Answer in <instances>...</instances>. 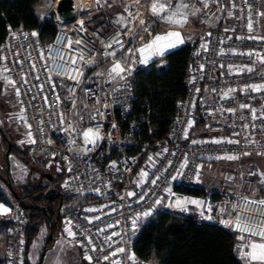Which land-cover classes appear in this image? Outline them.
<instances>
[{
  "label": "built area",
  "instance_id": "1",
  "mask_svg": "<svg viewBox=\"0 0 264 264\" xmlns=\"http://www.w3.org/2000/svg\"><path fill=\"white\" fill-rule=\"evenodd\" d=\"M196 1L201 9L199 24L178 45L189 47L183 77L186 92L163 138L157 127L149 129L148 140L137 136L148 121L137 117L133 109L137 73L160 64L176 50L168 49L162 56L151 50L138 51L153 40L152 29L142 30L136 44L130 34L120 43H100L74 7L73 20L57 17L56 31L50 37L42 40L40 28L8 27L0 45V74L20 103L29 153L59 174L52 184H60L75 197L98 201L69 210L62 219L67 243L77 247L88 264H157L140 259L133 250L139 232L135 233L133 221L145 217V212L151 215L141 226L157 213L168 212L199 226L226 229L236 238L242 233L221 220L235 221L239 215L253 225L264 222V206L246 204L241 198L261 199L223 190H204L198 195L182 191L195 187L205 161L264 155V90L250 87L264 85L262 1L227 0L225 25L218 23L225 0ZM121 2L127 17L140 14L136 26L147 23L145 14L153 18L150 5L144 6L143 0ZM109 44L111 48L106 47ZM115 62L125 69L119 76L109 74ZM195 128L199 140L193 139ZM88 130L98 133L94 143L85 140L83 134ZM214 137H220V142ZM147 155L152 162L150 171L134 184L132 176ZM225 180L233 183L235 176L227 173ZM7 200L10 241L6 264H24L27 216L22 199L7 195ZM177 200L202 204L178 208ZM239 245L236 239L237 257ZM121 248L123 252L118 251ZM133 254L135 261L129 259Z\"/></svg>",
  "mask_w": 264,
  "mask_h": 264
},
{
  "label": "rangeland",
  "instance_id": "2",
  "mask_svg": "<svg viewBox=\"0 0 264 264\" xmlns=\"http://www.w3.org/2000/svg\"><path fill=\"white\" fill-rule=\"evenodd\" d=\"M56 1L57 0H41L38 4H36L35 13L37 18L41 21L52 20L57 23V17L59 16L55 11ZM261 1L264 13V0ZM153 2L154 0H143V5H150L149 9L151 12V5ZM160 2L171 4L168 12L163 15L171 14V12L179 9V11H182L188 16L187 23L181 27L169 24L155 15H153L152 18L145 14L143 15V18L146 19L147 23L143 26H136V20L140 14L138 13L134 18L127 17L125 11L123 10L124 4L121 0H98V2L97 0H78L76 8L86 21L88 28L98 37L100 43H104L109 40L120 41L123 36L130 34L132 43L136 44L137 38L142 30H147L148 28L153 30L151 36L152 38L170 31H178L181 33L184 42L188 40L193 34L192 29L199 24L201 15L199 3L196 0H160ZM181 4H187L188 7L179 8ZM192 13H195V15ZM121 17L124 18L123 21L121 23H117ZM226 17L227 0H225V7L218 18V23L220 25H225L227 22ZM141 43L142 42H140V44ZM159 63V66L162 65V62ZM21 116L20 103L14 93V90L0 74V127L5 136L9 139L11 145L15 148L14 153L9 155V178L11 186L17 195L28 187H40L46 190V193L50 190V184L48 179L45 178V174H52L53 179L58 178L59 174L55 172L53 168L46 167V163L42 158L29 153L26 130L22 125ZM194 130L193 139L199 140V131L196 128ZM213 139L217 141L220 140V137H214ZM6 149L7 143L0 134V191L4 194L5 199V201H3L0 205L9 209L7 195L10 197H12V195L8 188L5 174ZM222 157L227 156L210 159L203 163L202 167L199 169V175L194 186L202 188L203 190L228 191L230 195L242 192L253 198L264 199V183L261 182L264 181V155L235 156L238 157L237 159H225ZM146 158L143 160L141 165L144 163L147 164L148 167H146V171L148 172L150 171L152 162L146 163ZM139 170L140 168H138L134 173H139ZM227 173H232L235 176L233 183L226 182L225 176ZM59 191L62 194L61 199L63 203L60 211L61 222L58 230L54 232L53 236H57L59 233L60 235L57 238V243L53 250H47L43 264H49L53 251L55 250L57 252L60 245L67 243V235L63 230V216L69 210L92 204L86 201L85 197H75L65 192L61 186ZM7 214H9V212ZM150 215L139 218L135 224V233L140 230L142 223H144ZM5 216L6 214H0V217L2 218ZM35 226L36 234L28 247L25 258L27 259L28 264H36L38 262L42 248L46 245V241L50 233L43 220L39 219V222L37 221ZM7 235V245L9 247L10 239L8 225ZM236 239L240 245L243 243L238 239V237ZM239 260L241 261L240 258ZM242 263L244 262L242 261ZM71 264L88 263L83 260L82 254L79 252L77 259Z\"/></svg>",
  "mask_w": 264,
  "mask_h": 264
},
{
  "label": "trees",
  "instance_id": "3",
  "mask_svg": "<svg viewBox=\"0 0 264 264\" xmlns=\"http://www.w3.org/2000/svg\"><path fill=\"white\" fill-rule=\"evenodd\" d=\"M41 0H0V45L8 27L23 26L41 29V39L50 37L56 31L52 20L41 21L35 13V5ZM189 55V47L182 46L170 53L163 64H153L139 71L135 80L136 99L134 113L137 117L147 119L137 136L149 139V129L157 127L160 137H165L176 112V104L185 96L183 77ZM144 104V107L141 106ZM11 145L10 154L14 153ZM143 160L140 161L142 163ZM60 188V184H56ZM12 187V186H11ZM13 197L22 199L27 206L25 213L28 224L25 227L26 249L36 234L35 223L40 219L38 207L49 208L45 191L40 187H28L19 195L10 189ZM190 194H202L203 189L191 187L182 189ZM90 203L98 202L92 197H85ZM5 201L0 191V204ZM85 201V202H86ZM41 220V219H40ZM32 223V224H31ZM8 220L0 217V229L7 227ZM48 245L52 240L46 241ZM236 235L226 229L213 225H196L187 217H177L168 212L157 213L145 223L138 232L133 244L137 257L157 264H243L235 251ZM50 248V247H49ZM24 264L27 263L25 259Z\"/></svg>",
  "mask_w": 264,
  "mask_h": 264
},
{
  "label": "snow or ice",
  "instance_id": "4",
  "mask_svg": "<svg viewBox=\"0 0 264 264\" xmlns=\"http://www.w3.org/2000/svg\"><path fill=\"white\" fill-rule=\"evenodd\" d=\"M98 2V0H97ZM171 7L170 3H161L160 0H154L153 4L151 5V12L153 15L160 17L163 19L165 22L172 24V25H177V26H183L184 24L187 23L188 16L183 13L182 11H173L171 14L168 15H163L164 13L168 12V9ZM187 4H181L179 8H187ZM195 15V13H192ZM123 17H121L117 23H121L123 21ZM141 24L144 23V21H140ZM81 27H83V21H81ZM249 29L251 30V25L249 24ZM33 36L36 35V33H32ZM113 43H120L119 40H114ZM184 43L183 37L180 32L178 31H170L167 32L163 35H157L153 38L152 41H150L147 45H145L143 48L139 49L138 51H146V50H151L152 54L162 56L164 52L168 49H172L174 47H177L178 45ZM106 47L111 48L112 44L106 45ZM206 47V46H202ZM251 55L252 53H248ZM107 55H114V53H107ZM145 63L147 62L146 60L144 61ZM264 63V60L261 61ZM75 63V61H73ZM125 69L121 66L119 62H115L113 67L111 68L110 75L115 74L119 76L122 72H124ZM251 71V69H249ZM123 78V77H121ZM10 83H12L10 81ZM253 91H260L264 90V85H252L250 86ZM231 91V90H230ZM17 95H19V91L17 90ZM58 99V97H57ZM45 101L47 102V98H45ZM241 107H247V105H241ZM229 111H233L232 109H229ZM253 111V118H255V112ZM23 119V117H21ZM191 126V124L189 125ZM30 127V126H29ZM84 137L87 143H94L95 139H98V133L92 132V130H88L84 132ZM33 143L35 141H32ZM215 142H220V141H215ZM233 142V141H229ZM238 143V142H237ZM248 154V153H245ZM221 158V157H218ZM225 159H237L238 157L235 156H227V157H222ZM151 159V157L149 158ZM183 167V165H182ZM141 176L146 175V173L141 172ZM177 176L172 177V179H177ZM155 183V180L152 181ZM264 183V181H261ZM98 191V190H97ZM129 196L135 195V193L129 192ZM141 200L143 197L140 198ZM246 204H258L261 206H264V199L261 200H249L248 197H242L241 198ZM158 204L159 201H156ZM185 204H202L200 201H194V200H187V201H181L177 200L175 202V206L178 208H182ZM233 209L237 208V205L233 204L232 205ZM210 210V209H209ZM10 211V209L4 207L3 205H0V214H7ZM89 211H94L93 209H89ZM98 211V210H96ZM224 211V210H222ZM151 213L150 212H145L143 215L145 217L149 216ZM99 219V217H97ZM91 222V221H89ZM222 224L225 226H230L233 228L234 231L242 233L238 237L239 240H241L243 243L238 246V253H239V258L241 261L244 262V264H264V222H261L260 224H250L247 220L241 219L239 215H237V218L235 221L232 220H221L220 221ZM70 224V221L68 222ZM136 221H133V228H135ZM65 231L68 232L70 236H74V233L71 232L70 228H66ZM259 237V240H254L252 237ZM95 250V249H93ZM119 252H123L124 249L121 248L118 250ZM116 253H113L115 255ZM87 259H91L90 257H86ZM107 260L108 257H105ZM130 260L135 261V256L134 254L129 256ZM115 264H118V262H115Z\"/></svg>",
  "mask_w": 264,
  "mask_h": 264
},
{
  "label": "crops",
  "instance_id": "5",
  "mask_svg": "<svg viewBox=\"0 0 264 264\" xmlns=\"http://www.w3.org/2000/svg\"><path fill=\"white\" fill-rule=\"evenodd\" d=\"M180 45H183V43ZM178 47L179 46H177L175 49H177ZM162 64H163V61H162ZM149 158H150L149 156L146 158V163L147 162L150 163ZM146 167H148V165L144 163L143 165L140 166V170H139L140 172L134 173V175L132 176V181L134 184H136L137 181L143 177L140 174L141 172H144V173L146 172ZM3 219L7 221L8 214H6V216ZM59 235H57V238L59 237ZM7 237H8L7 227L0 229V264L7 263V250H8ZM57 238L55 242L52 243V245L50 246L48 250H53L54 246L57 243ZM79 252H80L79 249L76 248L74 245L64 243L58 247L57 252L55 250L53 251L51 255V261L49 262V264H71L73 263V261L77 259Z\"/></svg>",
  "mask_w": 264,
  "mask_h": 264
},
{
  "label": "water",
  "instance_id": "6",
  "mask_svg": "<svg viewBox=\"0 0 264 264\" xmlns=\"http://www.w3.org/2000/svg\"><path fill=\"white\" fill-rule=\"evenodd\" d=\"M55 11H56V14L59 16V18L62 20H65V21H71V20H73V18L75 16V9H74V5L72 4L71 0H57L56 5H55ZM0 134L3 137V139L5 140V142L7 143V149L5 151V159H6L5 174H6V178H7V184L10 187V189L12 190L10 178H9V155H10V151H11V143H10L9 139L5 136L1 127H0ZM45 178L48 179L49 181H51L52 180V174L46 173ZM45 196H46V198H51L52 190H48L45 193ZM21 204H22L24 209H27V206H25V204L23 202H21ZM38 209L42 210V211H46L44 206H40V207H38ZM30 214L31 213L28 212L27 216L30 217ZM56 238H57V236H53V233L50 232L48 235L47 241L52 240V243H53V242H55ZM51 245L52 244L48 245L47 243H46V245H44V247L42 248V251L40 253L38 262L36 264H43L46 252Z\"/></svg>",
  "mask_w": 264,
  "mask_h": 264
},
{
  "label": "flooded vegetation",
  "instance_id": "7",
  "mask_svg": "<svg viewBox=\"0 0 264 264\" xmlns=\"http://www.w3.org/2000/svg\"><path fill=\"white\" fill-rule=\"evenodd\" d=\"M52 181L53 177L51 181L48 180L50 184L49 189L52 190L51 198H47V200L50 201V206L48 209L45 208L46 211H42L39 209L38 211L41 214L40 219L46 223L48 230L54 234V232L58 230L59 224L61 222L60 211L63 203L61 199L62 194L60 193L59 188L56 186V184H52Z\"/></svg>",
  "mask_w": 264,
  "mask_h": 264
},
{
  "label": "bare ground",
  "instance_id": "8",
  "mask_svg": "<svg viewBox=\"0 0 264 264\" xmlns=\"http://www.w3.org/2000/svg\"><path fill=\"white\" fill-rule=\"evenodd\" d=\"M72 4L74 5V7L77 6L78 0H71Z\"/></svg>",
  "mask_w": 264,
  "mask_h": 264
}]
</instances>
